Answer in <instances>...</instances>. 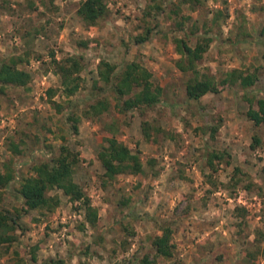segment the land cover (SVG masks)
Returning a JSON list of instances; mask_svg holds the SVG:
<instances>
[{
    "label": "rangeland",
    "instance_id": "1",
    "mask_svg": "<svg viewBox=\"0 0 264 264\" xmlns=\"http://www.w3.org/2000/svg\"><path fill=\"white\" fill-rule=\"evenodd\" d=\"M82 1L0 0V61L21 57L20 68L32 76L28 88L10 86L0 94V172L11 160L16 176L0 187V211L21 217L9 234L12 243L0 244V264H144L145 258L151 264H264V127L247 117L264 99V0H107L109 15L94 28L77 15ZM147 28L149 41L137 44ZM186 33L193 46L202 36L212 39L202 73L220 80L240 69L256 73V85L222 86L218 94L190 100L189 76L175 65L174 41ZM82 41L92 42L84 48ZM70 56L82 57L84 69L80 91L67 98L53 60ZM101 60L119 70L140 62L162 87L161 102L120 112L114 93L98 80ZM49 89L57 91L52 100L61 110ZM99 99L110 110L85 117ZM71 114L79 118L78 134ZM112 136L140 156L142 174L104 178L98 153ZM254 136L260 146L253 147ZM12 143H24L22 155ZM62 145L79 155L74 182L98 211L95 226L61 189L48 192L58 200L54 212L23 211L22 181ZM214 153L225 158L211 167ZM165 226L173 231L171 259L157 257L152 244Z\"/></svg>",
    "mask_w": 264,
    "mask_h": 264
},
{
    "label": "trees",
    "instance_id": "2",
    "mask_svg": "<svg viewBox=\"0 0 264 264\" xmlns=\"http://www.w3.org/2000/svg\"><path fill=\"white\" fill-rule=\"evenodd\" d=\"M30 10L36 11L37 8L33 7ZM77 15L86 27H97L109 15L107 0L82 1L77 10ZM179 29L184 30L182 26ZM151 33L152 29L147 28L143 35L136 38L137 44L149 41ZM186 34L185 38L178 37L174 41L177 54L180 55V58L175 61V65L180 72L189 76L186 83V93L190 100L200 101L208 94H218L222 86L239 85L246 90L256 85L258 75L256 73L246 74L240 69L226 72L220 80L213 75L202 73L200 63L209 50L212 39L202 36L193 46L187 38L189 34ZM91 42L82 41L78 44L88 48ZM82 60L83 58L79 56H70L59 61L53 60L55 73L60 77L62 93L67 98L76 95L82 87L80 75L84 69ZM23 62L21 57H11L0 61V94H5L6 88L10 86L25 89L29 87L32 76L20 68ZM98 80L104 82L108 91L114 93L117 99L116 107L123 113L152 109L162 99L163 89L155 84L152 71L137 61L127 63L119 70L117 65L107 60H101L98 66ZM95 86L97 85L95 84ZM104 90L100 89L101 92ZM56 93L57 91L54 89L48 90L52 104L61 110V105L52 100ZM256 104L255 107L252 106L247 111V117L254 123L255 127H264V99L257 100ZM110 108L111 103L107 99H99L84 114L87 118H98L108 112ZM69 119L73 121L72 128L78 134V126L74 121L79 122V118L75 114H71ZM145 136L150 140L148 129H145ZM253 141V147L262 144V140L258 136H254ZM106 142L107 145L101 148L98 158L104 170V178L107 181H114L121 175H139L144 172V165L140 156L116 136L107 138ZM23 145L24 143L19 145L12 143L11 150L16 155H22ZM224 158V153H214L209 159V164L214 167L215 160H223ZM79 161L78 153L72 151L68 145H62L59 153L51 161L42 162L33 167L35 175L24 179L18 191L24 200L25 209L23 211L25 213L36 210L54 212L58 207V200L55 197H50L48 192L52 189H61L74 202L81 203V206L86 210V222L95 226L99 219L98 211L92 206L83 189L74 182L75 168ZM5 168V173L0 172L1 188L8 187L9 183L16 177L11 160L5 164ZM20 218V216L11 218L0 211V244L12 243L14 237L9 234L21 226ZM172 233V229L165 226L162 228V234L153 239L152 244L157 257L173 258L175 245L172 241ZM143 263L151 264L149 258H145Z\"/></svg>",
    "mask_w": 264,
    "mask_h": 264
}]
</instances>
